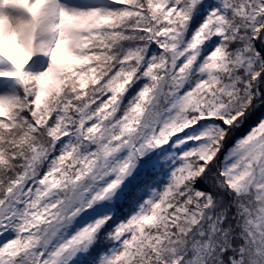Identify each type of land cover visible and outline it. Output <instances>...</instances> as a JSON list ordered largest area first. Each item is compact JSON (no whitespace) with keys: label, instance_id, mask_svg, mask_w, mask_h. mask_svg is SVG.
I'll use <instances>...</instances> for the list:
<instances>
[{"label":"snow or ice","instance_id":"snow-or-ice-1","mask_svg":"<svg viewBox=\"0 0 264 264\" xmlns=\"http://www.w3.org/2000/svg\"><path fill=\"white\" fill-rule=\"evenodd\" d=\"M262 110L264 0H0V264H264Z\"/></svg>","mask_w":264,"mask_h":264},{"label":"trees","instance_id":"trees-1","mask_svg":"<svg viewBox=\"0 0 264 264\" xmlns=\"http://www.w3.org/2000/svg\"><path fill=\"white\" fill-rule=\"evenodd\" d=\"M262 111H264V110H262ZM260 114H261L260 112H257L256 114H254V116H253L254 119H253L252 123H254L256 121V119L260 116ZM250 121L248 122L249 124H251ZM246 129H247V125L245 126L244 130H246Z\"/></svg>","mask_w":264,"mask_h":264},{"label":"rangeland","instance_id":"rangeland-1","mask_svg":"<svg viewBox=\"0 0 264 264\" xmlns=\"http://www.w3.org/2000/svg\"><path fill=\"white\" fill-rule=\"evenodd\" d=\"M253 119H254L253 117L250 119V120H251V121H250V123H252V122H253Z\"/></svg>","mask_w":264,"mask_h":264}]
</instances>
